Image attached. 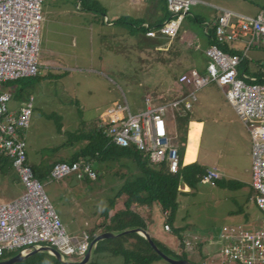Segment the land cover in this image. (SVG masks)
<instances>
[{
	"label": "rangeland",
	"instance_id": "374dc122",
	"mask_svg": "<svg viewBox=\"0 0 264 264\" xmlns=\"http://www.w3.org/2000/svg\"><path fill=\"white\" fill-rule=\"evenodd\" d=\"M95 1L100 4L96 5ZM199 1L189 8L173 39L159 40L147 39L140 31L142 21L154 24L148 18L150 5L145 4L147 8L143 12L147 15L144 16L140 11L144 6L141 1L85 0L79 6L78 0H42L39 71L36 77L22 81L33 98L29 128L22 137L28 163L37 173L43 167L69 161L86 144L77 141L75 136L90 132L96 120L104 119L109 109L127 105L135 115L145 111L147 97L154 107L182 100L190 104V109H184L190 116L189 123L195 126L201 123V128L196 136L191 134L192 149L184 154L185 161L193 159L207 170H216L220 179L214 185L200 182L193 189L181 186L172 228L181 231L182 239L166 225V215L156 204L145 220L150 218L146 231L151 239L172 252L184 253L186 260L193 264L220 261V236L225 228L264 229L263 214L255 205V193L249 187L251 159L245 158L240 140V131L247 132L246 127L215 83L194 89L178 82L182 74L191 70L200 76L207 75L204 51L211 27L203 33L194 18L210 24L220 11L255 16L264 11V0ZM155 6L159 16L156 23H165L170 11L162 2ZM119 20L126 24H119ZM260 50L247 53L243 63L247 62L249 69L259 63L256 60L264 62V49ZM243 63L240 71L244 69ZM191 93L194 100L189 97ZM27 98L13 99L8 109L16 111ZM183 107L184 103L175 111ZM171 137L177 145L173 130ZM238 157L239 161H233ZM90 164L95 179H89L81 169L79 173L83 177L76 186H71V176L53 180L49 174L39 180L69 236L80 238L83 232L101 233L103 225L123 208L117 192L138 175L134 162L127 156L92 160ZM5 173V176L0 174L3 199L9 198L8 179L14 175L13 170ZM226 181L241 185H221ZM183 240L190 242V249L181 246ZM16 254L5 253L0 262ZM68 260L81 262L83 259L70 256ZM90 261L123 264L121 256L108 252L92 251Z\"/></svg>",
	"mask_w": 264,
	"mask_h": 264
},
{
	"label": "built area",
	"instance_id": "2783aa9c",
	"mask_svg": "<svg viewBox=\"0 0 264 264\" xmlns=\"http://www.w3.org/2000/svg\"><path fill=\"white\" fill-rule=\"evenodd\" d=\"M78 5L82 0H78ZM170 17L157 26L141 24L140 29L148 39H173L180 24L194 6V0H165ZM42 0H0V154L7 156L24 188L17 199L0 203V258L5 253L27 256L36 250L50 248L67 258L83 259L94 250L95 245L87 233L80 238L69 236L53 210L40 181L28 163L26 143L22 135L29 128L33 98L16 110L10 111L13 100L11 92L5 90L8 82L34 78L38 75L37 59L41 23ZM213 42L205 50L207 58L206 76L195 70L183 74L178 82L198 89L215 83L223 90L226 101L243 122L252 141L251 187L255 192L254 203L263 214L264 221V68L260 78L247 77L239 69L253 49H264V12L255 17L225 13L212 24ZM234 42L243 44L241 52L229 54L219 45ZM194 100L191 93L190 96ZM187 101H174L161 106H152L145 99L146 109L131 114L128 106H118L105 112L104 119L96 120V126L109 144L118 148H134L152 164L165 163L170 173L179 170L178 146L171 137V126L175 121V109ZM83 170L89 179H95L91 164L84 159L77 162L56 163L50 172L53 180L67 176L82 179ZM219 175L208 171L202 183L214 185ZM222 248L218 263L210 260L201 264H264V229L245 231L225 228L220 236ZM190 249V242L183 240ZM183 246V247H184ZM183 252V251H182ZM53 256L51 252H45ZM69 261V260H68Z\"/></svg>",
	"mask_w": 264,
	"mask_h": 264
},
{
	"label": "trees",
	"instance_id": "16d2710c",
	"mask_svg": "<svg viewBox=\"0 0 264 264\" xmlns=\"http://www.w3.org/2000/svg\"><path fill=\"white\" fill-rule=\"evenodd\" d=\"M85 0H82L83 3ZM164 5H167L165 0H161ZM167 7V6H166ZM165 7V8H166ZM126 24L123 20H119V24ZM144 35V31L140 29ZM209 39L212 38V31L208 33ZM148 39V38H147ZM211 41L209 45H212ZM219 47L226 53H237L229 49L227 45H219ZM245 63H243L242 67ZM260 67L257 78L263 76L261 70L264 68V62H260ZM21 80L8 82L4 85L5 90L11 92L14 100H23L25 96L30 97L22 85ZM264 84V80H260ZM183 107L175 112L176 135L179 154V170L176 174L170 173L165 163L152 164L144 157V155L134 148H118L109 144L108 140L102 135L97 126L88 133H81L75 136L77 141L86 142V146L80 152L74 154L69 161H62L66 163L77 162L84 159L90 163L92 160L105 161L109 158L127 156L131 158L136 166L138 175L133 180L126 182L121 189L117 192L116 197L122 202L123 209L117 211L110 219L109 222L103 225V231L96 235H90L91 240H94L103 233L120 234L128 230L139 229L142 231L147 230L146 220L141 216L139 210L141 208H151L153 205H158L163 214L166 215V225L172 228L174 222V214L178 207V196L182 193L181 186L188 187L189 189L201 182L203 177L207 175V168L197 164L183 165V157L185 153V145L187 142L188 125L190 116ZM56 163L43 167L37 173V169L32 167L35 177L40 180L47 177L52 167ZM8 167L12 168L10 159L0 154V169ZM217 181V180H215ZM214 181V184H215ZM224 187H239L241 184L238 182H221ZM108 214V213H107ZM173 232L180 238L181 231L173 229ZM153 243L168 257L175 260H186L184 253L177 254L168 248L162 246L151 239ZM182 243V241H181ZM181 246H184L181 244ZM93 252L95 254L111 253L114 256H121L123 264H154L158 261H163L150 246L148 241L137 233H127L119 235L115 238L105 239L99 241ZM188 261V260H187ZM20 264H63L58 261L54 256L48 253H38L32 255ZM87 264H97L90 261ZM165 264H167L165 262Z\"/></svg>",
	"mask_w": 264,
	"mask_h": 264
},
{
	"label": "crops",
	"instance_id": "0c3cea01",
	"mask_svg": "<svg viewBox=\"0 0 264 264\" xmlns=\"http://www.w3.org/2000/svg\"><path fill=\"white\" fill-rule=\"evenodd\" d=\"M115 1H121V2H129L130 3V1H132V0H115ZM136 1H141L142 3H144V6H145V4H147V5H150L149 6V9H151V12H150V14H149V16H148V18L149 19H152L153 21H154V24H149V23H147V22H144V21H142L141 23H140V25L141 24H149L150 26H157V25H160L159 23H156L157 22V18L159 17L155 12V10L157 9V7L155 6L156 4H158L159 2H162L161 0H136ZM195 2H196V4L198 3V2H201V1H199V0H194ZM163 3V2H162ZM95 4L96 5H99L100 4V2L99 1H95ZM195 4V5H196ZM163 5H164V3H163ZM141 6L142 7V10L140 9V11L141 12H143V11H146L145 10V8H147V6ZM167 5H164V7H166ZM166 10H168V7H166L165 8ZM262 12H264V11H261L260 13H262ZM220 13L221 14H219L218 16H216V17H214L213 18V22H214V19L216 20V19H218V18H220L221 16H223V15H225V13H232V14H237V15H243V14H241V13H235V12H231V11H220ZM260 13H257L255 16H257L258 14H260ZM142 14V13H141ZM143 15L145 16V15H147L146 14V12H143ZM243 16H248V17H255V16H249V15H243ZM195 20H194V22H196V23H198L201 27H202V29H203V33H205L206 31H205V24H209V23H207V21H205V20H203L202 18H199V17H197V18H194ZM210 24H212V23H210ZM203 26H204V28H203ZM209 31H210V29L208 30V33H209ZM212 31V30H211ZM163 39H166V38H163ZM162 39V40H163ZM206 39H207V48L210 46L209 44H210V42H211V39H209V37L208 36H206ZM160 40V39H159ZM231 45V44H230ZM227 45L228 47H229V49H231V50H233V51H236L237 53L238 52H241L242 51V49H243V44L242 43H239L238 42V44L237 45ZM206 48V49H207ZM242 48V49H241ZM253 50H260V49H253ZM261 51V50H260ZM205 52V51H204ZM204 56H205V53H204ZM205 59H206V61H205V64H206V67H207V58H206V56H205ZM257 62H263L261 59H259V60H256ZM259 63L258 64H256L253 68H251V69H249L248 68V64H247V62L245 63V67H244V69L242 70V71H240L242 74H244V75H246L247 77H251V78H254V77H256V74L258 73V71H259V69H260V67L259 66H257V65H259ZM186 74V73H185ZM183 75V74H182ZM178 80H179V78H178ZM230 105V104H229ZM230 108H232L231 107V105H230ZM232 110H233V108H232ZM234 111V110H233ZM235 112V111H234ZM236 114V113H235ZM236 116H237V114H236ZM238 117V116H237ZM239 119V118H238ZM240 122H241V120H239ZM242 123V122H241ZM243 126H244V124H243ZM200 128H201V123H199L198 124V126H195V123H189V125H188V133H187V142H186V145H185V153L186 152H188V150H189V148H191L192 149V146L190 145V139H191V134L193 133L194 134V136H196L197 134H198V130H200ZM247 129V128H246ZM172 130L173 131H175V133H176V123H175V121H174V124H172V126H171V132H172ZM240 136H241V142L243 143L242 144V148L243 149H245V151H244V156H245V158L246 157H248V160H250L251 159V163H252V157H251V150H252V141H251V137H250V134H249V132H248V129H247V132H244L243 130H241L240 131ZM176 137V136H175ZM238 139H239V137L237 138V141H238ZM87 144V143H86ZM86 144L82 147V148H84L85 146H86ZM241 146V145H240ZM81 148V149H82ZM80 149V150H81ZM79 150V151H80ZM78 151V152H79ZM78 152H75L74 154H76V153H78ZM184 153V154H185ZM191 154V153H190ZM191 155H193V154H191ZM240 160V157H238V158H236V159H234L233 161H239ZM193 163H196V162H194V160L192 159V161L191 162H186L185 161V157H183V165L184 166H186V165H189V164H193ZM43 165V164H42ZM200 165V164H199ZM7 170H13V172H14V175H12L9 179H8V181H9V183H10V186L9 187H11L10 188V192H9V198H7V197H4V199L3 198H1L0 197V203H7V202H11V201H13V200H15V199H17V198H19L23 193H24V188H23V186H22V184H21V182H20V180H19V177H18V175H17V173L14 171V169L13 168H11V169H8V167H4L3 169H0V174H2V175H6V171ZM208 171H214V172H216V170H214V169H208ZM217 173V172H216ZM218 174V173H217ZM250 183H249V187H250V189L252 190V192H253V195H254V191H253V189H252V187H251V168H250ZM219 179H220V176H219ZM78 183H79V181L78 180H75V179H73V176L71 177V179H70V184H71V186H76V185H78ZM239 183V182H238ZM7 184V183H6ZM241 184V183H240ZM184 188H186V187H184ZM255 196V195H254ZM158 208H160L158 205H156ZM121 209H123V208H121ZM139 212L141 213V216L142 217H144V219H146L147 217H149L150 216V208H141L140 210H139ZM150 220V218H148L147 219V222ZM147 222H146V225H147ZM147 232V231H146ZM83 233H85V232H83ZM90 236V235H89ZM71 237H73V238H78V236L77 235H71ZM93 251V250H92ZM92 253V252H91ZM18 254V253H17ZM16 254V255H17ZM15 255V256H16Z\"/></svg>",
	"mask_w": 264,
	"mask_h": 264
},
{
	"label": "water",
	"instance_id": "95a60500",
	"mask_svg": "<svg viewBox=\"0 0 264 264\" xmlns=\"http://www.w3.org/2000/svg\"><path fill=\"white\" fill-rule=\"evenodd\" d=\"M73 179L77 180L76 176H73ZM137 233L140 236H142L143 238H145L148 243L150 244V246L153 248V250L156 252V254L167 264H193L187 260H175L172 259L170 257H168L167 255H165L161 250L158 249V247L153 243V241L151 240L150 236L147 234V232L139 230V229H134V230H128L125 231L123 233L120 234H114V233H103L101 235H99L97 238H95L93 240L92 245L97 244L99 241L101 240H105V239H110V238H115L119 235H123V234H127V233ZM51 252L52 255L60 262H62L63 264H87L90 260V256H91V252L89 254H87L83 260L81 262H70L67 260V258H65L64 256H62L59 252H57L56 250L50 249V248H43L42 250H36L34 252H32L31 254L27 255V256H22L21 254H17L16 256H14L13 258L4 261V262H0V264H15V263H19L21 261H23L24 259L38 254V253H45V252Z\"/></svg>",
	"mask_w": 264,
	"mask_h": 264
}]
</instances>
